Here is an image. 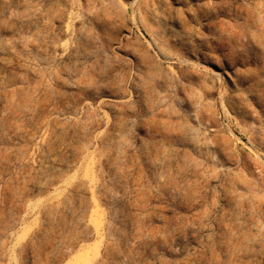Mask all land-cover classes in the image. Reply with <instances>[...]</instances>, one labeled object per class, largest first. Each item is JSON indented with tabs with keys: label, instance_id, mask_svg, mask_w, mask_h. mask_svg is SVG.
<instances>
[{
	"label": "rangeland",
	"instance_id": "1",
	"mask_svg": "<svg viewBox=\"0 0 264 264\" xmlns=\"http://www.w3.org/2000/svg\"><path fill=\"white\" fill-rule=\"evenodd\" d=\"M0 264H264V0H0Z\"/></svg>",
	"mask_w": 264,
	"mask_h": 264
}]
</instances>
